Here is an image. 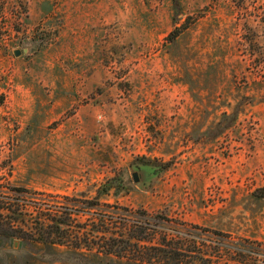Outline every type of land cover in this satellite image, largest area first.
<instances>
[{
  "label": "rangeland",
  "instance_id": "1",
  "mask_svg": "<svg viewBox=\"0 0 264 264\" xmlns=\"http://www.w3.org/2000/svg\"><path fill=\"white\" fill-rule=\"evenodd\" d=\"M138 160L171 167L149 176ZM119 174L128 192L97 200ZM261 188L264 0H0V197L26 205L14 217L35 226L70 205L73 229L96 230L147 214L264 250ZM89 243L0 235V264H102Z\"/></svg>",
  "mask_w": 264,
  "mask_h": 264
},
{
  "label": "trees",
  "instance_id": "2",
  "mask_svg": "<svg viewBox=\"0 0 264 264\" xmlns=\"http://www.w3.org/2000/svg\"><path fill=\"white\" fill-rule=\"evenodd\" d=\"M170 39L174 41V35ZM133 165L149 176L171 167L170 163L158 166L147 160H138ZM127 185L124 174L114 176L99 188L96 199L110 193L116 196L126 193L129 190ZM258 193L260 198H264V188L259 189ZM24 206L22 199L0 197V235L8 239L32 240L47 246L68 245L76 240L93 242L96 246L89 251L95 249V256L102 264H108V259L115 260L117 264H254L264 251L256 243H232L225 234L217 231L208 236L211 240L198 233H169L153 225L147 214L134 225L121 224L102 216L96 223V230L90 229L86 223V226H79L76 230L73 229L75 220L70 205L52 218L50 215L44 216L33 226V222L14 217ZM85 207L88 210L95 208L89 203ZM82 257L86 260V255Z\"/></svg>",
  "mask_w": 264,
  "mask_h": 264
},
{
  "label": "water",
  "instance_id": "3",
  "mask_svg": "<svg viewBox=\"0 0 264 264\" xmlns=\"http://www.w3.org/2000/svg\"><path fill=\"white\" fill-rule=\"evenodd\" d=\"M28 52V50L27 49H24V50H21V49H17V50H15L14 51V54H15V56H17V57H20V56H22L24 53H27ZM139 170V169H138ZM140 171V173L141 174H144V173H147V172H145L144 170H139ZM148 174V173H147ZM134 176H135V182H139V178H138V173H134Z\"/></svg>",
  "mask_w": 264,
  "mask_h": 264
}]
</instances>
